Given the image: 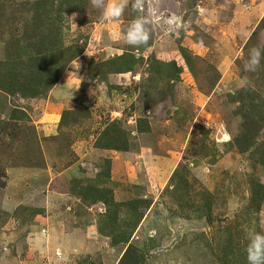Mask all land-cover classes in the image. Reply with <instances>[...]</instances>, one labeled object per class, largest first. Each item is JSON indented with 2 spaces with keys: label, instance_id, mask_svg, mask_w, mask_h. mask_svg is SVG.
I'll return each mask as SVG.
<instances>
[{
  "label": "rangeland",
  "instance_id": "374dc122",
  "mask_svg": "<svg viewBox=\"0 0 264 264\" xmlns=\"http://www.w3.org/2000/svg\"><path fill=\"white\" fill-rule=\"evenodd\" d=\"M115 2L105 20L91 0H0V264H121L129 247L122 264H247L264 59L244 64L264 0ZM138 18L150 39L132 46Z\"/></svg>",
  "mask_w": 264,
  "mask_h": 264
},
{
  "label": "clouds",
  "instance_id": "9594fccd",
  "mask_svg": "<svg viewBox=\"0 0 264 264\" xmlns=\"http://www.w3.org/2000/svg\"><path fill=\"white\" fill-rule=\"evenodd\" d=\"M92 5L97 8H101L103 19L112 20L120 18L126 5L124 3L107 2V0H91ZM143 6L142 0H133L132 7L134 10H140ZM147 20L138 18L134 20L127 28L125 39L127 44L132 46L146 45L150 39V33L146 28ZM165 23L173 29L187 30L188 24L182 23L179 16L175 14L169 16ZM86 54L91 56L86 49ZM264 59V50L259 47H254L249 51V57L244 64V70L255 72L261 64V60ZM199 174V173H198ZM247 245L245 248L247 264H264V231L250 232L246 236Z\"/></svg>",
  "mask_w": 264,
  "mask_h": 264
},
{
  "label": "trees",
  "instance_id": "16d2710c",
  "mask_svg": "<svg viewBox=\"0 0 264 264\" xmlns=\"http://www.w3.org/2000/svg\"><path fill=\"white\" fill-rule=\"evenodd\" d=\"M132 247H129V249L127 250V252L123 255L122 259H121V264L125 261L128 260L131 256H132Z\"/></svg>",
  "mask_w": 264,
  "mask_h": 264
}]
</instances>
